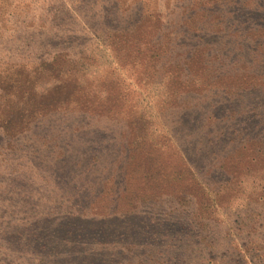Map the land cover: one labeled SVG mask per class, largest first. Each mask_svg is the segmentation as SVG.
<instances>
[{"label":"rangeland","instance_id":"374dc122","mask_svg":"<svg viewBox=\"0 0 264 264\" xmlns=\"http://www.w3.org/2000/svg\"><path fill=\"white\" fill-rule=\"evenodd\" d=\"M0 264H264V0H0Z\"/></svg>","mask_w":264,"mask_h":264},{"label":"trees","instance_id":"16d2710c","mask_svg":"<svg viewBox=\"0 0 264 264\" xmlns=\"http://www.w3.org/2000/svg\"><path fill=\"white\" fill-rule=\"evenodd\" d=\"M249 29H243V30H235L232 34L233 35H238L239 33H242V36H239V37H242V38H249L251 39V41L254 42V49L250 50V48H246L245 51H244V54L247 53V51L251 53V55L249 57H254L256 55V53L258 51H260V48H261V43H259V38H260V34L263 32L261 29H258V27L255 28V30H253V26H250L248 27ZM184 38H186V35H183ZM187 39H192V37H187ZM181 40H180V43L176 44V48L178 50L177 52V55H181L183 54L181 58V61L183 62V66H184V70L186 71V66L188 64V62L192 59V54L195 53L197 50H195L193 53H192V50L196 49L195 47H192V45H184V44H181ZM206 46L207 43H204ZM184 46H189L188 49H186ZM198 48V47H197ZM181 49V50H179ZM183 50H186V51H183ZM202 54L204 55V57L206 58H209L210 57V52L211 50L209 51L207 48L205 47H202ZM203 51H205L206 53H204ZM237 62L238 63H241L242 65H245V61L243 60V58L241 57H237L235 63Z\"/></svg>","mask_w":264,"mask_h":264}]
</instances>
